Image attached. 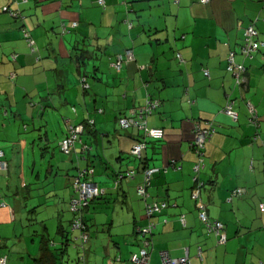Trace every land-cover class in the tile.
<instances>
[{
	"label": "crops",
	"instance_id": "1",
	"mask_svg": "<svg viewBox=\"0 0 264 264\" xmlns=\"http://www.w3.org/2000/svg\"><path fill=\"white\" fill-rule=\"evenodd\" d=\"M263 1L0 0V137L7 138L0 148L16 164L11 173L0 170L8 169L5 185L16 196L13 207H0L1 231L14 240L9 254L0 251L8 264H36L42 236L55 249L64 233L66 264H82L68 201L76 194L72 179L87 167L104 193L84 213L98 234L83 264L126 260L142 246L139 229L150 220L152 264L162 251L187 256L185 264H264V43L249 57L241 50L249 24L264 42ZM125 48L133 59L117 72L112 61ZM231 54L245 67L243 86L228 68ZM149 99L159 105L146 116L147 126L164 134L147 138L136 158L130 150L143 129L123 128L118 119ZM229 100L236 119L223 111ZM248 101L259 123L250 119ZM208 120L215 131L195 171L194 127ZM67 121L85 125L69 155L59 148ZM145 166L160 168L147 200L166 202L150 217L136 190ZM197 182L209 220L224 225L223 242L199 219L192 197Z\"/></svg>",
	"mask_w": 264,
	"mask_h": 264
},
{
	"label": "built area",
	"instance_id": "2",
	"mask_svg": "<svg viewBox=\"0 0 264 264\" xmlns=\"http://www.w3.org/2000/svg\"><path fill=\"white\" fill-rule=\"evenodd\" d=\"M178 0H175L177 2ZM203 3H207L209 0H200ZM100 3H103V0H99ZM6 8V7H5ZM11 13L16 16V12L12 11L10 8H6ZM131 26V22H128ZM77 22H72V26H76ZM64 28V27H63ZM24 37L27 39L28 44L32 49H34L33 39L31 38L29 32L26 28L22 29ZM259 34L258 30L255 28L254 24H249L244 28V42L242 45V54L246 57L251 56L256 49L258 48V41L256 40V36ZM179 55V54H178ZM13 59H16V54L12 55ZM133 59V51L131 48L125 49L123 52L115 55L114 60L112 61V65L117 72L121 71L125 63L129 60ZM228 68L234 72L236 82L243 86L246 81L244 72L245 67L242 64H237L234 62L232 54L229 58ZM204 73L206 76H209L208 69H204ZM83 86L86 88L88 84L83 78ZM249 111L251 112L250 119L254 122L259 123L258 116L254 114L253 107L250 101L247 102ZM159 105V101L156 99H149L143 106L139 109H133L130 116H123L118 119V123L121 127H129V126H137L143 129L142 139L136 140V142L132 145L130 153L136 157L141 158L143 148L145 147V142L147 138L151 139H161L163 137L164 131L161 127H148L146 123V116L150 114L154 109ZM223 111L230 115L231 117H237L236 110L233 107L232 101H227L226 105L223 108ZM92 122V120H90ZM67 130L64 137L59 141L60 150L69 155L73 152L75 148V143L80 139V134L84 130V123H72L67 121ZM215 131V124L213 121L208 120L206 122V126L202 127L197 122L194 127V137L191 142L194 151L197 154V161L194 165V170L199 171L201 169L204 155L205 143L210 139L212 134ZM170 164L175 165V160L169 162ZM8 164L5 159H3V150L0 148V170L7 168ZM160 168L156 166H145L143 168L144 179L143 181L137 185V193L138 195L145 200V209L147 216L153 215L155 211H159L166 206V202H157V201H149L147 197L149 193L147 192V187L150 184L151 176L159 171ZM93 172L91 168H81L78 172V175L72 179V186L77 191V197H74L69 202V208L73 212H77L79 207L85 206L88 202L100 194L104 193V189L100 188L95 182H93L90 178H88ZM135 170L131 169L126 172V175L129 177L134 176ZM121 175L118 174V178ZM196 179V178H195ZM118 180L116 179L115 182ZM202 183L197 182L196 185L192 189V197L196 202V207L198 209L199 219L206 225V227L210 230H213L218 236L219 241H225V233L223 231L224 225L219 220L211 221L209 220V216L207 214V206L202 201L200 197V187ZM241 189H236L235 193H241ZM0 206H9V202L6 198L3 197L1 189H0ZM182 222H184V218H182ZM155 226L153 221H149V223L140 228L139 232L143 236L142 246L137 250L132 252L126 261H121L120 257H116L117 264H152L150 259V234ZM74 227L79 230V237L82 240V244L85 246L89 240V235L87 232L83 230V223L81 219L78 217L75 219ZM160 262L157 264H185L187 261V256L184 257H172L166 251L161 252ZM0 264H7V256H0Z\"/></svg>",
	"mask_w": 264,
	"mask_h": 264
},
{
	"label": "trees",
	"instance_id": "3",
	"mask_svg": "<svg viewBox=\"0 0 264 264\" xmlns=\"http://www.w3.org/2000/svg\"><path fill=\"white\" fill-rule=\"evenodd\" d=\"M101 4H103V3H101ZM263 6H264V1H263ZM6 7L10 8L8 6H6ZM129 22H131V26H132V21H129ZM256 40L258 41V48L256 49V51H257L260 48V46L263 45L264 42L261 40L259 34L256 36ZM125 49H127V48H125ZM119 53H121V52H119ZM2 195H3L4 198H7V194L2 193ZM99 196H101V194ZM99 196H97L95 198H92L88 202L87 205L79 207V210L77 212H73L69 208V202L74 197H77V191H76L75 196L71 197V199L68 201V209L73 213V217H72L71 222H70V229L73 230V231H76V233H77L76 234V239L74 241L75 242V244H74L75 246L74 247L76 248V253H75L76 254L75 255L76 258L75 259H76V261H80L82 264H83V262L86 261L85 251L87 250L88 244L92 241V234L90 233L91 224L86 219L84 213L88 209V207L91 204V202L94 201ZM0 201H1V198H0ZM78 217L81 219V222L83 223V226H84L83 230L85 232H87L88 235H89V240H88V242H87V244L85 246L82 244V240L79 237V235H80L79 234V230L74 227L75 219L78 218ZM62 236H63V240L60 242L59 246L55 247V249L54 248H50V246H49L50 242H52V239L47 234L42 236V238H43V240L41 239L42 240V242H41L42 243V248H41L42 249V254H41L40 257L36 258V264H66L67 257H68V253L66 255V252L68 251V245H69L70 242L68 241L69 238H68L67 234L64 233V234H62ZM0 243H1V240H0ZM47 251L50 252V257L47 256V254H46ZM0 256H2V255H0ZM121 261H126V260H122L121 259ZM7 264H8V262H7ZM115 264H117L116 258H115Z\"/></svg>",
	"mask_w": 264,
	"mask_h": 264
},
{
	"label": "rangeland",
	"instance_id": "4",
	"mask_svg": "<svg viewBox=\"0 0 264 264\" xmlns=\"http://www.w3.org/2000/svg\"><path fill=\"white\" fill-rule=\"evenodd\" d=\"M1 134H3L2 129H0V136H1ZM6 139L7 138L5 136H2V137H0V142L2 143ZM27 157H26V162H25L24 167L22 166L23 169H24V171L25 170L27 171V168H28V165H29L28 164V161L29 160H27ZM6 160L8 162L9 172L11 173V171L13 169H15V165H16L15 164V161H14V158H12V160H10V161L8 159H6ZM30 164H32V160H30ZM19 166L21 167V160L19 162ZM3 172H4V175L0 173L1 174V176H0V188H1V192L7 194V198L6 199L9 202V204L11 205V207H13V205H15V197L16 196L14 194H12L11 191L5 185V182L6 181H9V179H10V174L8 173V169H6ZM27 174H28V172H25L24 173L25 176H27ZM0 207H2V206H0ZM20 223L21 222L19 221V223H18L19 229H18L17 233H20L21 230H22V229H20ZM12 228H13V225H11V227L9 228L10 231L12 230ZM90 233L92 234V238L94 237V234H98L96 227L94 228V226L91 225L90 226ZM3 235H5L4 238H0L1 239L0 251H4L5 253L9 254L11 252V250H12V246H13V242H14L13 237H12L13 234H9V230H8V233L3 234V232L1 231V227H0V237H3ZM29 244L30 243L28 242V245Z\"/></svg>",
	"mask_w": 264,
	"mask_h": 264
},
{
	"label": "clouds",
	"instance_id": "5",
	"mask_svg": "<svg viewBox=\"0 0 264 264\" xmlns=\"http://www.w3.org/2000/svg\"><path fill=\"white\" fill-rule=\"evenodd\" d=\"M3 155H4V153H3ZM4 159V158H3ZM6 160V159H5ZM7 161V160H6ZM7 164H8V162H7ZM8 167V166H7Z\"/></svg>",
	"mask_w": 264,
	"mask_h": 264
}]
</instances>
